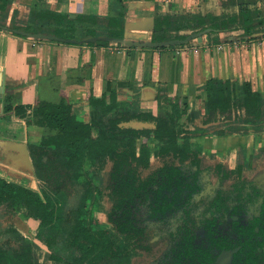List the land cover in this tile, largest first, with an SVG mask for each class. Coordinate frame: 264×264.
<instances>
[{"label": "trees", "instance_id": "trees-1", "mask_svg": "<svg viewBox=\"0 0 264 264\" xmlns=\"http://www.w3.org/2000/svg\"><path fill=\"white\" fill-rule=\"evenodd\" d=\"M13 2L0 0V27L4 25L11 31L18 29L69 38L66 31L76 24L82 33L81 40L98 35L95 13L71 18L66 12L48 8L43 0H30L24 23L14 21L12 26H8L6 18ZM122 15L119 19L114 13L109 14L107 28L102 35L122 37L123 32L119 29L112 31V27L122 26ZM263 24L264 18L255 6L250 7L248 1L225 0L218 13L207 11L191 15L177 12L154 16L151 40L182 39L188 33L205 28H209L206 33L209 43L219 41L220 32H236L237 35L254 38L256 34L264 35ZM181 30H188V33H180ZM96 42L108 43L105 39ZM206 91L211 120L222 117L229 131L264 130V96L249 82L235 85L230 81L211 79L207 82ZM116 107L112 89L91 98L87 120L71 116L63 100H40L30 106L11 104L6 96L4 111H12L27 122L45 126L50 133L42 144L30 146L37 189L0 176V264H48L39 261L32 243L19 233V228L26 230L27 227L18 216L10 217L16 210L37 222L33 238L46 248L49 261L58 264H139L138 261L144 264L166 261L183 264L195 261L196 255L191 247L185 250L187 260L183 263L175 257L174 260L163 259L164 249L160 250L166 239L170 242L177 236H186L181 234L189 228L188 219L182 217L180 221L174 212L160 216L156 223H143L137 218L142 203L165 210L166 204L163 207L160 201L180 192L184 183L196 191V173L192 171L190 176L183 178L181 162L189 159L196 167L194 171H198L201 160L197 153H202L198 143L192 145L186 136L183 144L185 154H179L177 137L185 133L175 122L167 129L159 114L152 117L153 122L147 125L114 126L107 136L93 135L92 127L98 123L99 117ZM174 114L179 118L178 112ZM135 118H138L137 114ZM151 131L153 143L150 147L147 136ZM137 138L141 141L136 146ZM151 153L160 159L154 165L150 163ZM239 164L244 163L241 161ZM215 167L219 181L224 182L227 179L224 174L227 173V170L224 172L226 167L221 164ZM244 182L243 178L236 177L232 185L239 188ZM166 185L169 186L167 193L160 196V190ZM241 193L237 190L236 196ZM190 205L180 207L179 215L187 213ZM240 205L245 208L242 203ZM259 205L264 209V205ZM90 206L100 209L107 226H101L94 219ZM201 261H210L207 253L203 254Z\"/></svg>", "mask_w": 264, "mask_h": 264}, {"label": "crops", "instance_id": "crops-1", "mask_svg": "<svg viewBox=\"0 0 264 264\" xmlns=\"http://www.w3.org/2000/svg\"><path fill=\"white\" fill-rule=\"evenodd\" d=\"M43 1L48 8L66 12L71 18L95 13L98 35L107 28V16L114 8L110 9L109 0ZM224 1L122 0L123 43L33 39L2 25L0 176L17 182L34 180L30 146L42 144L50 133L45 126L27 122L12 111H4L7 95L11 104L30 106L40 100H63L71 116L87 120L91 98L111 89L117 107L99 117L92 127L93 135L107 136L114 126H126L136 119L147 125L159 114L167 129L175 122L184 131L185 135L177 137L178 147L180 142L182 145L179 151L183 150L187 136L191 144L198 143L207 156H220L235 165L237 152H246L247 166L254 162L259 170L264 169V130L229 131L222 117L211 120L206 96L207 82L211 79L235 85L247 81L264 96V35L244 38L245 35L236 32H220V40L214 43H209L207 34L195 43L166 46L146 43L151 38L154 16L180 11L195 14L198 9L201 13H218ZM246 1L264 18V0ZM28 10L29 2H13L6 19L13 20L15 15L21 20L24 18V23ZM192 45L197 48L190 47ZM175 111L179 118L174 117ZM140 141L141 138H137L136 146ZM147 141L151 147L152 131Z\"/></svg>", "mask_w": 264, "mask_h": 264}, {"label": "flooded vegetation", "instance_id": "flooded-vegetation-1", "mask_svg": "<svg viewBox=\"0 0 264 264\" xmlns=\"http://www.w3.org/2000/svg\"><path fill=\"white\" fill-rule=\"evenodd\" d=\"M178 153L184 155V148ZM197 155L201 161L196 172L194 171L196 167L191 165L189 159L181 162L184 170L183 178L190 176L192 171L196 173L195 178L198 183L196 191L191 190L184 183L180 192L168 195L160 201L162 206L166 204L165 210L162 211L157 205L148 207L142 203L139 207L140 216L137 219L143 220V223H156L160 216L174 212L180 221L184 217L190 222L187 231L181 234L186 235L184 238L177 236L170 242L168 239L164 241L160 248V250L164 249L163 259L176 258L177 261L181 259L183 263V260H187L185 250L191 247L196 255L195 261L183 264H259V259L264 258V209L259 205H264V169L259 170L254 162L253 166H247L245 157H239V154L236 164H231L232 166L220 156H207L204 153H197ZM149 159L153 165L160 160L152 153ZM241 161L244 164L240 165ZM219 164L223 165V168L226 167L224 172L227 170V173H224L227 176L224 182L219 181L216 174L215 166ZM207 165H210V169L205 167ZM193 177L191 175L190 178L193 180ZM236 177L243 178L245 181L243 186L238 188L232 185ZM172 185L173 181L169 186L172 187ZM167 186L160 190V196L167 193ZM237 190L242 192L238 197ZM189 203L191 208L187 210V213L179 215L180 207ZM240 203L245 208H241ZM257 216L259 219H255ZM10 217L15 218V215ZM222 227H225L223 229L226 231H223ZM252 227L254 230L249 229ZM228 231L229 234L235 233L236 241L230 239L232 236L226 234ZM205 253L210 258L208 263L201 261ZM140 258L144 257L140 256ZM140 262L138 261L139 264H144ZM162 264H178V262L166 261Z\"/></svg>", "mask_w": 264, "mask_h": 264}, {"label": "rangeland", "instance_id": "rangeland-1", "mask_svg": "<svg viewBox=\"0 0 264 264\" xmlns=\"http://www.w3.org/2000/svg\"><path fill=\"white\" fill-rule=\"evenodd\" d=\"M17 1H20L23 4H26L30 0H14V2H17ZM108 3L110 4V9H112V7H114L113 8L114 15L119 16V19H120L121 15L123 14L122 18H125V16H124L125 14H124V10H123L124 4L122 2H119L117 0H109ZM121 4H122V6H121ZM198 11L201 12V10H199V9H198ZM181 12H185V11H180L179 13H181ZM171 13H173V12H171ZM189 14L192 15V13H189ZM17 19H19V20H17ZM8 20H10V21H8ZM23 20H24V18L21 20L20 18H17L14 15L13 16V20L12 19H7L6 21L9 24L8 26H12V24L15 23L14 21H16V22H18L20 24V21L23 23ZM119 23H121V20H119ZM124 28H125V19L122 20V26L121 25L120 26L119 25L118 26H114V27H112V31L119 29L121 32H125ZM66 34H67V36H69L70 39H75V38L80 39V37L82 36V33L77 30V25L76 24L73 25L70 30H67ZM88 37H90V36H88ZM88 37H86V38H88ZM77 39H75V40H77ZM173 121H175V120L173 119ZM99 132H101V131H99ZM97 136H99V135H97ZM179 147L182 148L181 142L179 143ZM238 154H239V157L240 156L245 157V155H246V153H237V155ZM251 166H253V165H251ZM20 183H23L24 185L29 186V187H31L33 189H37V181H36V179L27 180V182L26 181H22ZM18 208H20V206ZM90 210L93 211L92 214H94V219L96 218V221L101 226H107V222L104 219V215L100 212V210L98 208H96L94 206H90ZM14 215L18 216L26 224V227H27L26 230H20V228H19L18 229L19 233L23 234V236L26 238V240L30 241L32 243V247H33V249H34V251L36 253V256L38 257L39 261L43 262V263H48V264H58L55 261H51V260L49 261V259H48L49 253L46 250V248H44V246L37 239L33 238V235L35 234L37 222L35 220H32L31 217L26 216L20 210H16ZM223 228H225V227H222V229ZM223 231H226V230L223 229ZM226 234H229V231ZM229 235L232 236V238H230V239H232V241H236L235 233L232 232ZM263 260H264V258L259 259V264H264Z\"/></svg>", "mask_w": 264, "mask_h": 264}, {"label": "water", "instance_id": "water-1", "mask_svg": "<svg viewBox=\"0 0 264 264\" xmlns=\"http://www.w3.org/2000/svg\"><path fill=\"white\" fill-rule=\"evenodd\" d=\"M152 24H153V19H152ZM151 31L153 26L151 25ZM209 28H205L202 30H197L191 33H188L184 38L182 39H172V40H167V41H152L150 40L151 38H149V41H147V45H153V46H166V45H174V44H186V43H195L197 41H200L202 36L205 35L208 32ZM13 31L15 33H19L25 36H28L30 38L33 39H40V38H48V39H56V40H63V41H76L75 39H70V38H62V37H57L55 35H47V34H43V33H32V32H26V31H21L18 29H13ZM149 36L151 37V32L149 33ZM244 38H246V36H244ZM98 39H105L108 42L112 43V42H121L123 43V41L125 40L123 37H113V36H104V35H94V36H90L88 38H85V41H90V42H95ZM131 125H140V124H144L140 119L138 120H131L130 122ZM146 125V124H144ZM153 127V126H152ZM24 226H26V224H23Z\"/></svg>", "mask_w": 264, "mask_h": 264}, {"label": "built area", "instance_id": "built-area-1", "mask_svg": "<svg viewBox=\"0 0 264 264\" xmlns=\"http://www.w3.org/2000/svg\"><path fill=\"white\" fill-rule=\"evenodd\" d=\"M246 44H247V43H246ZM190 47L195 48V49L197 48L195 45H192V46H190Z\"/></svg>", "mask_w": 264, "mask_h": 264}]
</instances>
